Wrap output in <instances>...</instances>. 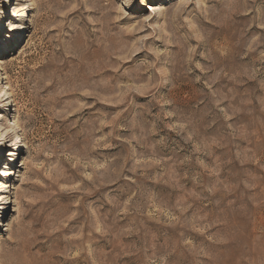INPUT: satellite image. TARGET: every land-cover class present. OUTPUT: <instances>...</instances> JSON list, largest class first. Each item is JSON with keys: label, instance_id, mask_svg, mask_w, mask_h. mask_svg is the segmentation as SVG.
Returning <instances> with one entry per match:
<instances>
[{"label": "rangeland", "instance_id": "rangeland-1", "mask_svg": "<svg viewBox=\"0 0 264 264\" xmlns=\"http://www.w3.org/2000/svg\"><path fill=\"white\" fill-rule=\"evenodd\" d=\"M3 1L0 264H264V0Z\"/></svg>", "mask_w": 264, "mask_h": 264}, {"label": "clouds", "instance_id": "clouds-1", "mask_svg": "<svg viewBox=\"0 0 264 264\" xmlns=\"http://www.w3.org/2000/svg\"><path fill=\"white\" fill-rule=\"evenodd\" d=\"M28 129L26 127V122L21 120L9 121V119L0 117V133H3L8 137V140H19L26 133ZM8 140H5V143H8ZM5 174H10L8 171L0 170V176H5ZM0 192L7 195L9 192V185L0 182ZM2 196V195H0Z\"/></svg>", "mask_w": 264, "mask_h": 264}, {"label": "bare ground", "instance_id": "bare-ground-1", "mask_svg": "<svg viewBox=\"0 0 264 264\" xmlns=\"http://www.w3.org/2000/svg\"><path fill=\"white\" fill-rule=\"evenodd\" d=\"M6 1L8 2L9 0H4L3 2H6ZM20 5H21V8L22 9L31 11L33 9L34 3L30 1V2H24V3L20 4ZM147 6L150 9H152V10L155 9V7H156L155 5H150V4H148ZM2 8H3L4 11H2L1 14H3V12H5L7 10H10V4L7 5V3H4V5H3ZM13 14H15V11H14ZM28 14H29V12H28ZM28 14H26L25 17H23L22 19L20 18L21 20H20L19 24H16V26L10 27L9 30L15 31V30L21 29L23 31L24 28L26 27V23L25 22H27V20H28ZM5 22L6 21L0 20V24H1L0 27L3 26V27L6 28V23ZM0 32H2L1 29H0ZM0 46H3L4 47L3 48L4 50H6L8 48V44L6 42L3 43V44H1ZM7 94L8 93H7L6 89H5V87H3L2 89H0V96H6ZM0 117H2L1 114H0ZM5 139H6V136L3 133H0V146L2 145V147L0 148V152L2 151L3 147H5ZM22 144L23 143H22V140L21 139L14 140V145L17 147L16 149L21 148Z\"/></svg>", "mask_w": 264, "mask_h": 264}]
</instances>
